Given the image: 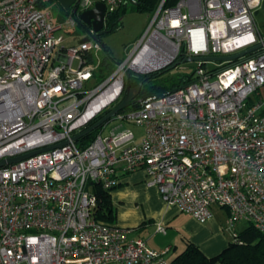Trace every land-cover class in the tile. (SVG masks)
<instances>
[{
    "label": "built area",
    "instance_id": "1",
    "mask_svg": "<svg viewBox=\"0 0 264 264\" xmlns=\"http://www.w3.org/2000/svg\"><path fill=\"white\" fill-rule=\"evenodd\" d=\"M58 1L0 0V162L67 142L0 167V264H172L169 249L94 216V185L112 191L139 170L166 204L200 223L224 210L234 242L241 222L264 233V98L252 99L264 87L254 17L264 0H157L125 63L96 84L89 57L104 47L81 15L103 3L106 24L129 0H76L56 16ZM257 44L234 61H193L186 85L136 98L87 147L73 140L121 101L127 69L149 74L183 49L192 61Z\"/></svg>",
    "mask_w": 264,
    "mask_h": 264
},
{
    "label": "crops",
    "instance_id": "2",
    "mask_svg": "<svg viewBox=\"0 0 264 264\" xmlns=\"http://www.w3.org/2000/svg\"><path fill=\"white\" fill-rule=\"evenodd\" d=\"M117 211L116 224L130 230L132 239H142L153 249H169L167 257L173 261L188 242L197 245L207 256L220 254L232 242V235L224 229L226 219L214 217L200 223L177 207L166 204L155 186L147 184L144 170L122 177L121 184L112 191ZM158 223L166 233L157 232ZM114 264V263H112Z\"/></svg>",
    "mask_w": 264,
    "mask_h": 264
},
{
    "label": "trees",
    "instance_id": "3",
    "mask_svg": "<svg viewBox=\"0 0 264 264\" xmlns=\"http://www.w3.org/2000/svg\"><path fill=\"white\" fill-rule=\"evenodd\" d=\"M177 1L178 0H169L168 4L173 5ZM134 2L137 4L135 5L129 0L127 4L107 17L105 27L97 33V38L99 40H102V37L105 35H110L119 31L123 27V19L129 10L153 14L157 8V0H134ZM80 28L86 29V26L80 23ZM103 47L105 56L102 61V66L106 69L110 68L112 53L104 44ZM186 60L187 58L185 57V51L183 49L179 58L164 70L149 74H139L131 69H127L124 95L127 88L135 87L141 83H143V88L137 99L161 93H168L186 85L190 81L189 77H185L179 82L174 83L170 91L163 84L157 83V79L160 78L161 75L175 67L180 61L183 62ZM93 62L94 57L90 56L89 63ZM98 76L103 80L106 79V73L104 71L99 73ZM136 102L137 100H135L133 105L128 109L135 107ZM109 111L96 118L89 126L101 119ZM100 128L77 141V146L84 148L90 145ZM94 189L97 197V207L94 212L95 218L106 223H115L117 219V211L112 200L113 190L106 191L99 184H95ZM238 238L239 240L237 242L232 240L226 249L213 257L207 256L197 245L188 242L186 249L172 261V264H264V233L256 230L252 226H247L246 229L238 233Z\"/></svg>",
    "mask_w": 264,
    "mask_h": 264
},
{
    "label": "rangeland",
    "instance_id": "4",
    "mask_svg": "<svg viewBox=\"0 0 264 264\" xmlns=\"http://www.w3.org/2000/svg\"><path fill=\"white\" fill-rule=\"evenodd\" d=\"M51 7L54 10L56 16L61 13L64 14V9H62L63 7L59 1L52 3ZM254 17L262 35L264 36V8L256 10L254 12ZM152 19H153V14L151 13H140L138 11L129 10L123 19V27L119 31L113 34L105 35L104 37H102V40L100 41L112 53V60L110 61V68L105 69L102 66V61L105 56L104 51L99 52L97 56H93L94 62L92 64L95 67L96 77L91 81V83H95L96 81L103 82V79H101L98 76V74L101 73L102 71L106 73L105 80H107L117 71L119 65L125 63L133 47L138 43L143 33L152 22ZM77 32L81 36L84 34L82 28H78ZM68 45H71V43H68ZM77 66L78 64L75 65V67ZM196 67H197L196 62L180 61L175 67L170 69L165 74L161 75V77L157 79V83L163 84L170 91L174 83L179 82L181 79L185 77H191ZM260 96L264 98V87L262 88V90H260L259 94L257 93L252 96L253 101L257 102ZM110 123L112 122H109V124ZM108 125L105 126V130L103 133L104 135H107L111 128ZM132 129L134 130V132H136L138 137L142 136L143 128H137L133 126ZM101 130L102 127L100 128L98 133H100ZM214 212L216 217L226 219V212L224 210L215 208ZM247 226L248 224L246 222H241L235 226V230L237 232H241L244 229H246ZM229 233L231 234V232H228L227 234Z\"/></svg>",
    "mask_w": 264,
    "mask_h": 264
},
{
    "label": "water",
    "instance_id": "5",
    "mask_svg": "<svg viewBox=\"0 0 264 264\" xmlns=\"http://www.w3.org/2000/svg\"><path fill=\"white\" fill-rule=\"evenodd\" d=\"M76 0H59L60 4L62 5V7L66 10H69L73 4L75 3ZM132 3H134L135 5L137 3L134 2V0H130ZM264 8V6H263ZM105 5L103 3H98L96 5L95 8H93L92 10H89L85 13H83L81 15V20L83 21V23H86L87 25L93 27V29L96 32L101 31L104 27H105ZM83 41H87V39H84ZM263 47V44H257L252 48H249L247 50H244L242 52L233 54V55H229V56H216V57H204V58H193L192 61L195 60H203V61H234L237 60L241 57H244L246 55H250L252 53H254L255 51L261 49ZM188 61V60H186ZM143 88V83L135 86V87H129L127 88L125 95L123 96V98L121 99V101L113 108L111 109L106 115H104L101 119H99L98 121H96L94 124H92L91 126L87 127L86 129H84L82 132L76 134L73 137V140L75 142L79 141L81 138L85 137L86 135H89L90 133H92L93 131H95L96 129L100 128L103 124H105L106 122H108L110 119H112L115 115H117L120 111H123L129 107H131L135 101V99L138 97V95L140 94L141 90ZM165 93H161V94H157L158 97L163 96ZM67 142L61 143L57 146H52V147H48L46 149L43 150H39V151H34L16 158H11V159H7V160H3L0 162V167L5 166L7 163H16L19 162L23 159H26L30 156L36 155L42 151H47V150H51L54 149L55 147H59V146H63L64 144H66Z\"/></svg>",
    "mask_w": 264,
    "mask_h": 264
}]
</instances>
